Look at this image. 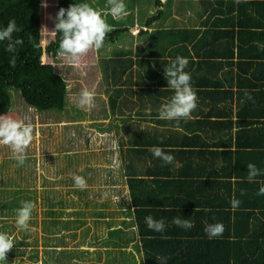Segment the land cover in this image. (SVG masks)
I'll use <instances>...</instances> for the list:
<instances>
[{"label":"trees","instance_id":"16d2710c","mask_svg":"<svg viewBox=\"0 0 264 264\" xmlns=\"http://www.w3.org/2000/svg\"><path fill=\"white\" fill-rule=\"evenodd\" d=\"M75 3H88L102 14L109 8L107 0H59L56 13ZM160 3L156 0V4ZM224 5H227L226 10ZM41 9V0H0V29L15 20L21 31L13 33V38L23 39L15 53L6 51L7 41L0 42V111L5 114L14 109L12 91L20 93L27 104L41 111L66 107L64 78L50 64L43 71L37 68L44 55L50 58L59 55L61 34H54L44 47L39 31L24 22L25 17L40 16ZM162 12L156 10L155 17L146 18L145 15L144 19L140 11V24L151 27ZM220 13L216 29L211 30V41L205 40L204 45L203 39L188 41L196 46V55L185 40L178 43V37L171 34L168 37L177 40L172 46L180 53L166 52V45L159 46L150 40L166 32L156 27L148 37V55L139 54L147 58H134L129 50H123L115 51L113 58L105 61L106 82L116 91L110 99L113 114L122 116L136 111L137 105L146 107L142 101L146 97L152 100L153 121L170 130L169 134L159 129L157 132L138 130L124 141L127 147L123 163L129 201L123 211L126 218L131 217V226L137 227L141 264H161V257L167 258L165 264H231L242 243H245L248 259L259 252L255 262L264 261V196L257 195L259 188L264 186V106L257 102L264 101V75L257 68L258 64H264V52L258 43L247 52L245 41L251 36L264 37V0H240L239 3L220 0ZM255 26L263 29H253ZM130 28L114 29L106 35L105 41L113 40L117 32ZM182 31L176 29L174 32ZM197 31L199 29H194ZM148 33L147 29L141 30L142 35ZM182 44L187 46H180ZM205 46L208 48L201 52ZM14 55L16 66L13 68L9 61ZM172 56L188 59L185 71L190 74V83L197 95L193 118L181 120L178 128L176 121L158 119L161 106L174 95L167 87L164 74L158 72H164V68L176 59ZM151 60L156 67L150 65ZM146 63L150 65L151 74L142 70ZM133 67L139 69L135 80ZM220 71L227 77L230 87L219 79ZM126 84L129 86L124 87ZM234 85L237 90L231 88ZM240 99H243L242 104ZM235 102L238 105L235 106ZM138 109L140 114H145L143 109ZM153 146L173 155V163L162 165V161L149 151ZM249 163L261 172L253 183L247 180ZM233 188L238 191L235 195ZM215 193L218 201L211 202ZM233 198L240 201L235 211L230 208ZM8 202L10 200L5 204ZM21 206L22 203L16 205V210ZM96 213L104 216L106 211L101 208ZM148 216L163 219L164 231L150 230L145 223ZM175 217L191 221L193 227L176 226L172 223ZM126 218L122 220L124 224L129 223ZM215 223H222L225 231L222 236L209 239L204 229ZM126 233L122 227L111 229L110 242L123 250L133 240ZM132 254L135 258V253Z\"/></svg>","mask_w":264,"mask_h":264},{"label":"rangeland","instance_id":"374dc122","mask_svg":"<svg viewBox=\"0 0 264 264\" xmlns=\"http://www.w3.org/2000/svg\"><path fill=\"white\" fill-rule=\"evenodd\" d=\"M58 1L41 0V15L25 17L24 22L39 32L42 26L53 29ZM124 3L129 13L124 19L114 20L111 15H105L113 30L130 28L134 21L140 23V11L144 19L145 15L152 18L157 14L156 0H124ZM156 27L159 26L156 24ZM139 30L117 32L113 40L108 38L102 48L89 51L77 63L60 55L42 57L37 68L43 71L46 65H52L67 84L64 110H38L27 104L20 93L12 91L14 109L7 114L0 111L6 118L24 121L33 127V140L22 165L7 146L0 145V213L11 215L5 211L9 208L15 215L16 205L23 201L35 204L28 230L16 231V216H9L8 220L16 235H28L23 240L22 258L28 261L27 264H54L57 261V264H133L134 259L142 258V253L137 251L139 245L134 243L138 239L136 227L124 224V229L128 230L126 236L134 240L123 250L110 242L109 230L123 222V210L129 201L123 163L127 147L124 141L138 130L157 132L159 129L167 134L170 130L153 121L150 114L152 100L146 97L142 100L146 107L137 105L136 111L122 116L113 114L110 99L116 91L106 82L105 75V61L111 60L115 51L129 50L134 58H147L139 54L148 55L146 45L153 31L142 35ZM52 37L51 33L42 35L44 47ZM152 39L155 41L156 37ZM163 40L165 43L166 38ZM150 65L156 67L154 60ZM150 65L146 63L142 70L151 74ZM133 68L135 80L139 69ZM138 68L141 69L139 64ZM126 85L124 87L129 86ZM84 89L95 92V107L87 111L75 103ZM138 108L145 114H140ZM73 174L82 176L87 183L81 193L74 186ZM7 200L10 202L5 204ZM103 203L105 207H102ZM101 208L106 211L104 216L96 213Z\"/></svg>","mask_w":264,"mask_h":264},{"label":"clouds","instance_id":"9594fccd","mask_svg":"<svg viewBox=\"0 0 264 264\" xmlns=\"http://www.w3.org/2000/svg\"><path fill=\"white\" fill-rule=\"evenodd\" d=\"M237 3L240 0H236ZM109 8L107 13L94 9L88 3H75L67 9L60 8L55 16L53 29L42 26L40 34L46 33L61 34L59 43V55L71 63H77L89 51L99 50L103 47L106 35L113 31L107 23L105 15H111L114 20L124 19L129 13L124 0H107ZM47 7L46 4L43 5ZM21 31L17 27L15 20H10L7 27L0 29V42L7 41L6 51L15 53L17 46L23 44L22 38H13V33ZM189 61L186 57L177 56L164 68V78L167 87L174 92L170 101L161 106L158 119L176 121L175 127H179L181 120L192 119V112L196 109L197 95L191 86V76L185 71ZM10 67L16 66L15 55L9 61ZM246 95L251 99L250 94ZM76 106L84 110H91L95 107V92L84 89L79 98L75 101ZM33 140V127L30 123L6 118L0 115V145L7 146L12 156L23 164L27 159L26 150ZM154 158L160 159L162 165L173 163L175 157L166 153L162 148L153 146L149 149ZM247 180L249 183L255 182V178L261 174L254 164L247 165ZM74 186L80 190L87 187V183L82 176L73 174ZM105 194V198H106ZM257 195L264 196V186H261ZM22 206L16 210V226L20 230L29 229V220L35 204L30 201L21 202ZM240 201L233 198L230 201L231 210L235 211L239 207ZM145 223L150 230L163 232L165 223L163 219L155 220L153 217H145ZM178 227L189 229L193 227L191 221L175 217L172 221ZM209 239L218 238L223 235L225 228L222 223L207 225L204 229ZM14 241L6 233H0V261H7V253L13 248ZM161 264H165L164 257L159 258Z\"/></svg>","mask_w":264,"mask_h":264},{"label":"crops","instance_id":"0c3cea01","mask_svg":"<svg viewBox=\"0 0 264 264\" xmlns=\"http://www.w3.org/2000/svg\"><path fill=\"white\" fill-rule=\"evenodd\" d=\"M160 1H161L160 4H156V6H157L156 10L157 11L162 10L163 12L160 14L159 19L156 20V23L154 22L152 24V26L149 27V26H144V24H140L139 22L137 23V21H134V25L132 26L133 28L131 27L130 29L134 30V29L138 28V30L140 29L138 31L140 33H141V30L143 28L147 29L148 31H152V30H154V28H156V24H157V26H159L160 28H162L166 31V32H161L158 34L159 37L156 38L154 41L157 45H159V46L163 45V44L166 45L168 47L166 52L171 53V52L175 51V53L173 55L180 53V52H177L178 50H176V46H172V44L175 43L177 40L172 41L173 38L168 37L169 34H171L172 37L175 35L176 37H178L177 38L178 43H182L183 40H185V42L188 44L189 49L196 55V52H195L196 46L191 45L190 44L191 42H188V41L193 40L192 42H194L195 40H197V42H198L201 39H203V41H202L203 45L205 44V40L211 41L212 35H213V32H211V30L216 29L217 23H218L217 19L221 15V13H220V0H210L208 2H205L204 0H160ZM251 1L257 2L259 0H251ZM226 6L227 5L223 6L225 8V10H226ZM251 10H252V8H251ZM147 17H148V15H146V18ZM197 18H198V20H197ZM263 27L255 26V27H253V29L260 30V29H263ZM176 29H183V31L180 33H176V32H174ZM187 29L189 30V32H187ZM194 29H199V31L194 32ZM166 35H167V37H166ZM194 35H196V36L194 39H192V37ZM163 38H166L165 43H164ZM245 41H246V47L248 48L247 52H250L249 49L254 43H258L259 47L264 52V37L260 38V37L251 36L250 38L245 39ZM180 46L186 47L187 45L182 44ZM207 48H208V46H205L201 52L205 51ZM183 49L185 50V48H183ZM172 57H177V56H172ZM172 57H169V58H172ZM235 59H238V56ZM234 66H235V69L237 70V65H234ZM257 68L261 71V74L264 75V64H258ZM218 75H219L218 76L219 79L221 81L225 82L226 87H230V84L228 83V80L226 79L227 77H224L225 75L222 73V71H220ZM236 80L237 79H235L234 81H236ZM231 88H233L234 90H237V85H234ZM257 102L261 103L262 106H264V101H257ZM239 103L242 104L243 99H240ZM250 104L251 103H249V105ZM234 105L235 106L238 105L237 102H235ZM236 129L237 128L235 127L234 131ZM0 188H1V185H0ZM1 191H2V189H1ZM74 191H76V190H74ZM237 192L238 191L235 190V188H233L232 194L235 195V194H237ZM217 196H218V194L215 193V198L211 202L218 201ZM222 200L224 201V199H222ZM8 209H5V211H7ZM10 214L11 215H6L5 212L0 213V233H6L10 237H12L13 241H14V246L7 253V261H0V264H27L28 261H23L22 258L24 257L23 249H24V245H25L23 243V240L28 235H26V234H22L21 236L19 234L16 235V233L19 232L20 229H16L17 232L16 231L14 232L12 230V228H10L11 225L8 223V220L11 218L9 216H16V213L14 215V213L10 212ZM125 218H126V216H125ZM129 218L130 219H128V218H126V219L132 220L131 217H129ZM124 219H122V220H124ZM130 223H131V221L129 223H127V225L129 224L128 227H136L133 225L131 226L132 223L131 224ZM123 226H124V223L121 222L119 227L124 228ZM111 229H113V228H111ZM111 229L109 230V234H110ZM126 231H128V230H126ZM110 239H112L111 234H110ZM133 240H134V238H133ZM133 240L130 242H133ZM134 243L138 244L139 243L138 239H136L134 241ZM53 246H57V245H53ZM106 246L109 247V245H106ZM113 246H117V244H113ZM128 246H129V244H128ZM118 247H120V246H118ZM245 247H246L245 243H242L241 247L239 248V251H236V253H237L236 258L237 257L238 258L237 259L232 258L231 264H243V263L248 264V263H246L247 261L251 262L252 264H264L263 259H262L263 263H261L260 261L258 263L255 262L256 257H258V255H259L258 254L259 252L253 256H250L248 259L247 257L249 254L246 252ZM120 250H122L121 247H120ZM216 253H218V252H216ZM217 258H218V255L215 256V260ZM137 261H139V264H141L142 258L138 259ZM137 261H136V264H137ZM58 262L59 261L55 262L54 264H57ZM123 263L124 262H119L116 264H123ZM61 264H62V262H61Z\"/></svg>","mask_w":264,"mask_h":264}]
</instances>
